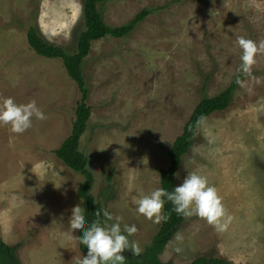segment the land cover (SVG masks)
I'll use <instances>...</instances> for the list:
<instances>
[{
    "label": "rangeland",
    "instance_id": "374dc122",
    "mask_svg": "<svg viewBox=\"0 0 264 264\" xmlns=\"http://www.w3.org/2000/svg\"><path fill=\"white\" fill-rule=\"evenodd\" d=\"M83 2L0 0V98L34 99L47 117L33 119L23 134L0 126V237L15 246L21 264H75L87 253L69 227L72 208L82 207L76 189L83 177L53 152L70 132L79 94L59 59L37 55L26 42L32 24L46 42L72 52L83 28ZM142 8L151 12L127 36L93 41L81 63L90 117L79 150L93 175L95 201L122 217V229L137 227L129 240L141 252L125 250V264L142 260L159 225L138 214L134 201L159 187L166 151L203 94L214 96L231 83L241 63L237 38L264 41V0L98 4L110 26ZM255 60L230 104L199 124L174 175L175 185L188 172L205 175L232 222L220 233L202 218H185L162 262L188 264L205 256L264 264V51Z\"/></svg>",
    "mask_w": 264,
    "mask_h": 264
},
{
    "label": "trees",
    "instance_id": "16d2710c",
    "mask_svg": "<svg viewBox=\"0 0 264 264\" xmlns=\"http://www.w3.org/2000/svg\"><path fill=\"white\" fill-rule=\"evenodd\" d=\"M106 0H84L83 2V28L78 33L75 48L72 52L46 42L38 33L35 25L30 24L26 31V42L28 46L39 56L59 59L67 76L75 83L79 97L75 103L74 119L69 134L62 140L60 145L54 149L55 156L68 168L78 172L83 180L79 183L76 193L82 203L84 214L90 224L97 219L100 213V221L103 223V208L95 201L90 193L94 180L93 175L87 168V158L79 150V139L87 128L90 117V107L86 103L88 89L86 87L81 63L88 55L93 41L105 36L121 38L127 36L135 26L141 22L151 11L142 8L135 13L126 23L119 26L108 25L98 10V4ZM244 73L239 70L234 74L231 83L214 96H206L195 104L187 121L182 127L181 133L174 139L166 151L167 166L159 170V187L171 191L175 185L174 173H176L181 158L190 149L194 142L196 130L200 123L201 116L204 118L215 111L225 109L231 102L237 80H240ZM204 90V89H203ZM162 213L167 215V220H162L155 233L152 235L149 244L144 248L142 260L138 264H172L170 261L162 262L159 256L164 247L179 228L185 217L177 215L173 211L170 202L165 201ZM82 233L77 231L76 237L78 247L86 251L87 247L79 243L78 238ZM0 264H21L15 255V246L4 243L0 237ZM188 264H232L231 262L205 256H198Z\"/></svg>",
    "mask_w": 264,
    "mask_h": 264
},
{
    "label": "clouds",
    "instance_id": "9594fccd",
    "mask_svg": "<svg viewBox=\"0 0 264 264\" xmlns=\"http://www.w3.org/2000/svg\"><path fill=\"white\" fill-rule=\"evenodd\" d=\"M237 44L241 49L239 71L250 74L256 55L264 51V41L257 45L253 40L241 36L237 38ZM237 83L243 87L240 80ZM46 118L34 99L27 103H17L12 97L0 98V126L10 125V131L14 134H23L30 129L33 119L42 121ZM204 119L201 116L198 123H202ZM174 175L178 176V173ZM165 201L172 204L177 215L185 218L195 215L220 233L225 232L232 222V216L222 203L216 187L209 183L205 175L195 171L188 172L182 182L171 191L157 187L150 193L141 195L134 203L138 214L153 223H160L168 218L162 213ZM96 215L97 219L89 224L80 204L72 208L69 227L82 233L78 238L79 243L87 247L86 255L77 259L75 264H125L126 258L122 255L125 250L130 249L134 256L140 254L138 244L129 240L137 232L135 224H124L122 229L121 216L114 217L110 212L103 211L104 222L101 223V214ZM175 240H182V236L176 234ZM175 250L180 251L179 248Z\"/></svg>",
    "mask_w": 264,
    "mask_h": 264
}]
</instances>
